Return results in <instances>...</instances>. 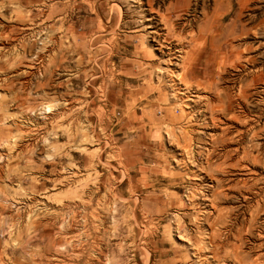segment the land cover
I'll return each instance as SVG.
<instances>
[{"label":"rangeland","instance_id":"obj_1","mask_svg":"<svg viewBox=\"0 0 264 264\" xmlns=\"http://www.w3.org/2000/svg\"><path fill=\"white\" fill-rule=\"evenodd\" d=\"M140 1L0 0V264H264V0H229L213 20L230 26L223 106L172 83L168 46L146 55ZM171 1L153 0L152 16ZM203 1L211 11L193 0L175 22L198 29Z\"/></svg>","mask_w":264,"mask_h":264},{"label":"bare ground","instance_id":"obj_2","mask_svg":"<svg viewBox=\"0 0 264 264\" xmlns=\"http://www.w3.org/2000/svg\"><path fill=\"white\" fill-rule=\"evenodd\" d=\"M192 1L191 0H172L167 6H164V10L163 11H160L158 9H156L157 11H154V14L158 15V17H159L157 20L160 23H162V25H163L162 29H164V32H161V30H159L158 26L154 25V23L156 21L155 20L156 17H155V15L152 16L153 9L155 8L154 6H153L154 8L152 7L153 0H148L147 1V3L150 6V8L147 7L148 9L147 8L146 9L149 10L150 13L145 12L142 9H141L142 10L141 11L140 7H142V6H140V5H143V4H140V5L138 4V8L137 9H139V10H137V9H135V10L136 11H140L139 12L140 13V17H139L140 20L139 21H141V24H142L141 26H143V27L140 28V31L142 33L136 35V37H138L139 41H141L142 44H144L143 49H144V51H145V53H146V55L148 57H152V53H151V51L148 50V48L149 49L150 48H154V49L158 48L159 49V46L161 47L163 45V48L168 46V49L170 50L169 51L170 53L168 52L166 54L167 58H164L166 60L162 59L163 60V64H166V68L170 67L171 65L172 66L174 65V66H176L178 68V73H175L174 72L175 70L174 71L170 70L171 71L170 73H172V74L169 73L170 76H169V74H167V76L170 77L169 79L172 81V83L175 82V78H173L175 76L176 80H178L179 83L180 82L183 83L188 88H190V86L192 87V86L195 85V88L197 89V91H199V90H204V91L212 90V92H213V90H216L214 92H216L215 93L216 94L215 97L217 98V100L219 102V105L223 106V104H225V100H227V105H228V97L230 96V91H229L228 88H219L220 87V82H219L220 79H219V74L218 73L222 72V71H220V69L226 70L227 69L226 63L228 61H231V60H229L227 58L225 53L222 51V47L223 46L219 43V39L222 36H224L225 33H227L230 30V26L227 25L224 28H221V27H219L220 25H218V24L212 25V23H213V20H215V19H217L220 22L224 21L225 17L228 16L230 13H232V8L231 7H232L233 4H231L229 2V0H225V1H223V0H214V5H213L214 7L212 8L211 11H207V10L205 11V1L201 2V5L196 4V7H202L203 8V10H204V15H203L204 19L202 20L201 24H199L198 29L194 30L193 27H191L190 29H186L185 28V25H190L189 22L184 23L183 26H180L178 23L175 22L177 16H179L184 10H187L190 7H192V5H193ZM245 1L238 2L239 5L241 6V8H243V9L248 7L249 3H251V0H245ZM145 2H146V0H145ZM90 6H91V9H93V10H96V11L101 10L99 5L97 7V6H94V4L92 5V3H90ZM225 7H227V8L230 7V10L226 11ZM129 11H131V10H129ZM99 12H101V11H99ZM135 12H134V14H135ZM227 12H229V13H227ZM22 17H23L22 19L25 18L24 15ZM134 21L136 23V20H134ZM213 29H214L215 32H212ZM249 31H250V28L247 27V24H245V23H237L236 22V29L233 31L232 37H234V36L239 37L241 35H244V37H246L248 35ZM171 36L175 37L174 41L176 43H174V44H177V46L180 45L179 48L178 47L176 48L180 52V55H178L180 57L179 62H176V63H174L175 60H174V57H173L176 50L175 51H171V50H174V49H172V44L170 42L167 45L163 44V42L168 41V39L171 38ZM200 39H203V40H200ZM2 40H3V38H2ZM26 40L27 39H24L22 41V43H21V48L23 50H25V48H26V44H25ZM93 40H94V37H93ZM129 40H130V38H129ZM29 41L31 43V36H29ZM172 43H173V40H172ZM186 43L191 45L192 48H189V50H187L186 49ZM232 49L236 50L235 59L232 60V61L240 63L241 60L244 57V51H245L246 47L240 46L239 49H236V47L234 45H232ZM13 50H16L15 46L13 47ZM160 51H162V50H160ZM161 53H162L161 54V58H162V56H164V55H163V52H161ZM24 54L26 56L28 55V53H26V52H24ZM164 54H165V52H164ZM22 59L26 60V58H22ZM173 60H174V62H173ZM256 62H257V58L256 59H248V62L246 61V63H247L246 65L252 66V63H256ZM212 67L215 68V69L211 70ZM0 68H2V67H0ZM241 68L246 69L245 66L242 65V62H241ZM26 72L28 73L29 71L27 70ZM216 72H218V73H216ZM199 75L202 76V79H195V78H200ZM189 76H193V78L189 79ZM258 78H260V75L259 74H255L254 76H252V78L250 79L249 82H245L244 80H241L239 82V87L237 89L238 92L236 93V95H234L235 101H238V104H240V105L243 104L244 105V104L247 103V101H248L247 89ZM187 87H186V89H187ZM183 97H184V95H183ZM201 97H202V95H201ZM207 101H208V99H207ZM219 105H214V104L210 103V104H208L207 107L211 111H214L215 108H217L216 106H219ZM236 107H238V106H236ZM223 108H225V107H223ZM242 114H243V112H242ZM240 120H241V118H240ZM190 129H191L190 126H185L183 128V132H185L188 135ZM251 130H255V129L253 128ZM175 137H177V136H175ZM176 139L177 138H175L174 140H176ZM186 151L188 152V146H186ZM183 164L187 165L188 163H183ZM216 235H217V232H215L213 234V237H216ZM190 243H192V242H190ZM191 245H193V244H191ZM218 249H219V245L216 244L215 248H214L216 253H218ZM260 258H261V256H258L257 257V261H259ZM202 264H204V263L202 262Z\"/></svg>","mask_w":264,"mask_h":264}]
</instances>
